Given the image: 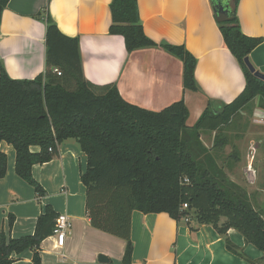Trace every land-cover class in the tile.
Segmentation results:
<instances>
[{
  "label": "trees",
  "instance_id": "1",
  "mask_svg": "<svg viewBox=\"0 0 264 264\" xmlns=\"http://www.w3.org/2000/svg\"><path fill=\"white\" fill-rule=\"evenodd\" d=\"M238 1L228 0L232 17L217 24L225 47L243 73L244 87L219 109L213 108L208 99L192 126L186 123L189 109L183 98L152 111L124 99L115 83L96 85L87 80L79 37L63 34L47 5L35 15L45 24V70L33 79H12L0 61V143L13 146L15 173L33 187L39 198L45 196L46 190L34 178L32 167L59 156L60 146L73 140L86 155L80 181L85 187L90 224L125 240L124 264L132 259L133 211L164 212L177 223L188 216L198 224H210L224 238L228 252L249 261L227 236L233 228L246 245L264 253V217L253 207V195L227 176L200 139L205 131L215 132L212 147L221 148L225 144L222 130L242 110L252 108L254 99L264 110V81L244 63L263 38L241 31ZM8 2L0 0V23ZM108 7V32L123 37L128 53L162 47L181 60L183 89L200 90L194 75L196 58L183 45L150 39L143 30L137 0H111ZM32 146L38 150H31ZM6 171L7 155L0 149V178ZM183 204H187L186 209ZM57 216L46 204L33 234L12 238L1 231L0 264H12V254L27 249L33 251V264H40V243L52 234ZM12 224L10 216L9 226ZM251 262L264 264V257Z\"/></svg>",
  "mask_w": 264,
  "mask_h": 264
},
{
  "label": "crops",
  "instance_id": "2",
  "mask_svg": "<svg viewBox=\"0 0 264 264\" xmlns=\"http://www.w3.org/2000/svg\"><path fill=\"white\" fill-rule=\"evenodd\" d=\"M110 1L50 0L47 4V0H9L0 23V61L9 77L33 79L45 70V24L35 15L47 5L59 30L79 37L85 78L96 85L115 83L121 96L133 104L159 111L183 98L189 109L186 123L192 126L208 99L213 108L219 109L242 91L243 73L223 43L211 0H137L143 30L150 39L183 45L196 58L197 92L183 89L182 62L176 56L160 46L128 53L123 37L109 34ZM236 14L245 35L263 38L249 60L264 74V0H239ZM260 110L264 112L254 108L253 114L257 116ZM256 122L264 124V119ZM0 149L7 155V171L0 178V232L12 238L33 234L37 217L49 204L57 214L70 217L71 230L61 249L56 247L53 234L40 243V264H104L98 262L99 254L108 257L105 264H124L125 240L90 224L85 187L80 181L86 155L73 140L60 146L59 156L32 167L34 178L47 193L40 198L15 173L13 146L2 141ZM243 172L250 182L252 171ZM228 175L242 184L235 174ZM253 178L255 182L257 177ZM227 236L249 261L228 252L224 238L210 224H198L194 219L177 223L164 212L133 211L129 264H252L264 257L263 252L246 245L235 229L230 228ZM32 256L30 249L12 254V264H33Z\"/></svg>",
  "mask_w": 264,
  "mask_h": 264
},
{
  "label": "rangeland",
  "instance_id": "3",
  "mask_svg": "<svg viewBox=\"0 0 264 264\" xmlns=\"http://www.w3.org/2000/svg\"><path fill=\"white\" fill-rule=\"evenodd\" d=\"M252 108L242 110L228 126L222 130L225 144L220 148L212 147L215 132L205 131L201 134L202 144L209 148L215 156L219 166L228 173L235 174L237 180L241 181V187L247 193L252 194L251 203L253 207L262 213L264 217V124L256 120L264 119V112L259 111L255 116L254 108L258 109L257 100L254 99ZM254 118L256 119L255 122ZM257 177L256 181L249 182L243 171ZM251 170V171H250ZM259 199V200H258Z\"/></svg>",
  "mask_w": 264,
  "mask_h": 264
},
{
  "label": "water",
  "instance_id": "4",
  "mask_svg": "<svg viewBox=\"0 0 264 264\" xmlns=\"http://www.w3.org/2000/svg\"><path fill=\"white\" fill-rule=\"evenodd\" d=\"M227 1V0H226ZM225 0H211L213 12L215 18L219 22H226L231 19L232 15L230 13L229 4ZM244 63L248 70L253 73L255 77L264 81V74L255 69L249 57L244 58ZM98 262L107 263L108 257L104 254H99L97 257Z\"/></svg>",
  "mask_w": 264,
  "mask_h": 264
},
{
  "label": "built area",
  "instance_id": "5",
  "mask_svg": "<svg viewBox=\"0 0 264 264\" xmlns=\"http://www.w3.org/2000/svg\"><path fill=\"white\" fill-rule=\"evenodd\" d=\"M53 72L60 74V71L57 68H53ZM182 208L186 209L187 204H183ZM182 220L184 222H188L189 217L185 216ZM70 230H71L70 217L66 213L58 214L52 231V234L55 237V245L57 248L61 249L64 246L65 239L67 237V234L70 233Z\"/></svg>",
  "mask_w": 264,
  "mask_h": 264
},
{
  "label": "flooded vegetation",
  "instance_id": "6",
  "mask_svg": "<svg viewBox=\"0 0 264 264\" xmlns=\"http://www.w3.org/2000/svg\"><path fill=\"white\" fill-rule=\"evenodd\" d=\"M229 9H230V7H229ZM230 12H231V9H230Z\"/></svg>",
  "mask_w": 264,
  "mask_h": 264
}]
</instances>
